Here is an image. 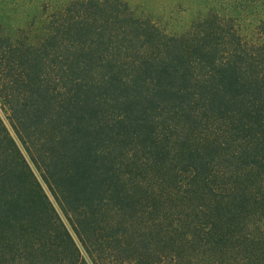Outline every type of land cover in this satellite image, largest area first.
I'll use <instances>...</instances> for the list:
<instances>
[{
	"label": "trees",
	"instance_id": "16d2710c",
	"mask_svg": "<svg viewBox=\"0 0 264 264\" xmlns=\"http://www.w3.org/2000/svg\"><path fill=\"white\" fill-rule=\"evenodd\" d=\"M235 7L254 22L213 9L169 34L123 0H76L36 44L0 23V264H87L66 222L93 261L201 264L173 247L192 237L236 264H264V240L239 226L240 196L242 213L227 202L200 224L177 177L208 183L219 154L224 175L230 160L264 171V0ZM149 200L146 230L126 237L111 222Z\"/></svg>",
	"mask_w": 264,
	"mask_h": 264
},
{
	"label": "rangeland",
	"instance_id": "374dc122",
	"mask_svg": "<svg viewBox=\"0 0 264 264\" xmlns=\"http://www.w3.org/2000/svg\"><path fill=\"white\" fill-rule=\"evenodd\" d=\"M74 1L76 0H0V23L2 24V27H4L5 32L14 40H23L27 43L36 44L43 39L48 30L53 28V25H56L59 21L68 17L67 8ZM123 1L136 17L158 24L161 30L169 34H180L186 32L194 21L203 18L209 10L213 9H219L221 12H224V14L234 12L241 18L248 16L247 13H243L242 10L236 9L235 6L239 4V0ZM260 13V15L263 16L262 12ZM248 19H251L252 23L255 20V18L250 16H248ZM0 115L6 121L5 112L2 109L1 104ZM221 156L222 154H219V157H217L218 163L214 168H219V174L215 175V177L213 176L208 183L199 179L197 182H194L195 180H192L188 173L177 175L178 182L182 184V188L179 191L180 201L183 205L182 207L186 212L195 215V217L192 215L189 216V219H194L200 224H204L206 220L205 216L207 214H216V206H224L227 202L228 206H226V210L228 211L229 208L232 209L229 211L231 214L232 212L235 214L242 213L238 212L237 208L240 207V196L243 204L241 208H243V210L245 209L246 216L242 214H239V216L237 215V217L241 220L239 226L240 228L245 226L244 228L248 232H252L256 238L262 241L264 240V171L260 176H258L256 168H245L241 166V164L237 167V165H234V161L230 160L231 164L226 163L228 171L226 175H224V172L221 173L223 169V165H221ZM128 183L130 182L128 181ZM173 184L174 183H171L169 190H171ZM184 186H186L185 193L182 192ZM210 187L213 191H211L212 189ZM187 189H189L188 192ZM140 190H142L141 192L143 193H138V196L140 194L141 197L150 198L153 195L151 187L147 190ZM47 193L49 192L47 191ZM229 193L230 196H226ZM234 194L238 196L239 200L235 202L233 200L231 202ZM218 197L219 199L217 202H212L214 200L213 198ZM50 198L53 201L51 196ZM53 203L56 206L54 201ZM151 206L152 202L149 200L148 205L139 206L136 210H129L124 216H122V213H115V215H112L111 222L119 224V226L125 228L127 230L126 237L136 233V231H141V229L146 230L152 225L154 221L153 218L156 216L155 211L151 210ZM230 213H228L227 218L230 217ZM158 217L160 218V215H158ZM64 221L66 222L65 218ZM66 224L74 236V240L79 248L81 256L87 264H95V262L96 264L97 262H100L98 264H102L103 262H105L104 264H133L128 263V261H121V259H118V263L99 261L98 259L93 261V257H90L85 252V248L76 238L67 222ZM219 226H222L223 232L229 230L228 225L224 221L221 222ZM108 231H110L109 227H102L101 229H98L95 237H91L93 238V242L96 244L106 243L104 236ZM157 237H160L162 240L161 244L156 246L157 248L165 249V245L170 246L169 236L162 233L158 234ZM199 241V238L193 239L192 237L189 239H183L181 243H183V248H185V250L173 245V247L179 250L183 255L180 257L179 261H186L193 256L196 260H199L201 264H205L204 259L200 260L204 257L211 260H219V263L223 262L224 264H236L235 261H233V256H231L230 252L225 256H221L220 254L217 255L216 252L218 249L210 250L212 245L206 243L207 239L201 243ZM176 242L177 244H180V240L177 239ZM222 246L225 248L226 244ZM161 261V264H171V261L167 258Z\"/></svg>",
	"mask_w": 264,
	"mask_h": 264
}]
</instances>
